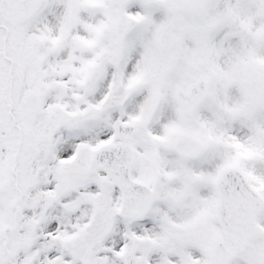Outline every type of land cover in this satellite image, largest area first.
Returning a JSON list of instances; mask_svg holds the SVG:
<instances>
[{
  "label": "snow or ice",
  "instance_id": "6c2138e0",
  "mask_svg": "<svg viewBox=\"0 0 264 264\" xmlns=\"http://www.w3.org/2000/svg\"><path fill=\"white\" fill-rule=\"evenodd\" d=\"M0 264H264V0H0Z\"/></svg>",
  "mask_w": 264,
  "mask_h": 264
}]
</instances>
